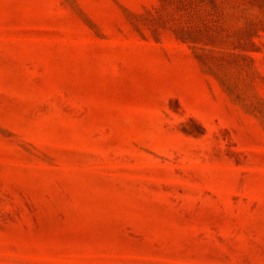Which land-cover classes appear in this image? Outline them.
I'll return each mask as SVG.
<instances>
[{
	"label": "rangeland",
	"instance_id": "1",
	"mask_svg": "<svg viewBox=\"0 0 264 264\" xmlns=\"http://www.w3.org/2000/svg\"><path fill=\"white\" fill-rule=\"evenodd\" d=\"M0 264H264V0H0Z\"/></svg>",
	"mask_w": 264,
	"mask_h": 264
}]
</instances>
